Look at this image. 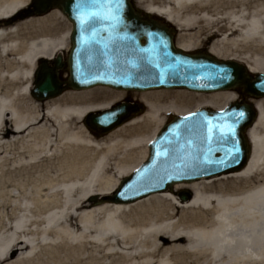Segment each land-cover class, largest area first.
Returning <instances> with one entry per match:
<instances>
[{"label":"bare ground","instance_id":"bare-ground-1","mask_svg":"<svg viewBox=\"0 0 264 264\" xmlns=\"http://www.w3.org/2000/svg\"><path fill=\"white\" fill-rule=\"evenodd\" d=\"M30 1L0 0V153L10 150L0 169L29 176L0 200V264H264V136L257 134L264 99L255 101L254 149L242 171L133 203H101L146 160L167 115L222 109L238 93L187 101L133 94L145 114L107 135L95 133L85 117L130 94L104 88L103 97L87 90L34 99L37 62L69 50L71 24L58 9L25 16ZM135 4L175 26L179 49L206 50L264 73V0ZM182 191L192 200L180 202Z\"/></svg>","mask_w":264,"mask_h":264},{"label":"water","instance_id":"water-1","mask_svg":"<svg viewBox=\"0 0 264 264\" xmlns=\"http://www.w3.org/2000/svg\"><path fill=\"white\" fill-rule=\"evenodd\" d=\"M133 0H111L115 17L106 13L108 0H97L102 18L81 23L78 9L90 0H39L37 13L55 6L73 23L69 78L62 82L58 70L42 60L32 94L39 100L62 95L66 90H88L97 86L127 91L187 90L215 93L240 90L244 98L224 109H202L175 116L150 144L149 158L126 178L110 200L133 203L167 191L176 183L195 182L243 170L253 147L249 132L258 120L250 99L264 98V73L251 74L242 64L214 56L187 53L176 47L174 30L142 15ZM144 41V43H143ZM131 119L129 106L92 113L86 125L107 134ZM192 194L181 195L189 201Z\"/></svg>","mask_w":264,"mask_h":264},{"label":"rangeland","instance_id":"rangeland-1","mask_svg":"<svg viewBox=\"0 0 264 264\" xmlns=\"http://www.w3.org/2000/svg\"><path fill=\"white\" fill-rule=\"evenodd\" d=\"M37 3V0H35V2H33V4L30 5V9L27 10L24 14L25 16H32L34 15L35 13V4ZM59 10V9H58ZM62 13V11H61ZM63 14V13H62ZM64 15V14H63ZM156 18V17H155ZM68 20V19H67ZM69 21V20H68ZM165 22V20H163ZM70 22V21H69ZM71 24V30H72V23L70 22ZM71 33V32H70ZM177 35H178V32H176ZM177 35H176V40H177ZM176 45H177V41H176ZM70 47H71V43H70ZM69 47V49H70ZM201 52H204V53H207L206 50H199ZM197 52V51H195ZM68 53L69 51L67 50V52L64 53V59H67L68 57ZM35 71V70H34ZM68 77V74L65 73L63 75L62 73V77ZM105 87H98V88H95V89H92L89 90L91 93H100V95L103 97L104 94H105V91H102V90H105V89H110V88H105ZM94 90V91H93ZM112 90V89H111ZM82 92H88V91H82ZM101 92H104V93H101ZM154 92V94H160V96H163L164 98H168V99H171L172 101H183V100H192L195 96H211L212 94H195V93H189V92H186V91H152ZM152 92H147V93H152ZM97 93V94H98ZM147 93H133L135 95H139L141 96L142 94H147ZM130 94V97L133 96V94L129 93ZM134 95V96H135ZM190 97V98H189ZM34 98V97H33ZM35 99V98H34ZM135 99V97L133 98ZM179 99V100H178ZM264 98L262 99H259V100H263ZM37 100V99H36ZM125 99H121V100H118L115 102L118 103V102H122L124 101ZM38 101V100H37ZM235 101V100H234ZM233 101V102H234ZM258 101V100H256ZM42 102H45V101H42ZM255 102V101H253ZM147 108H144V111L141 113V114H136L135 116L137 117H134L135 118H138L140 116H142L143 114H145ZM170 120L169 118V115L166 116L165 118V121L163 123L166 124L168 121ZM162 125V126H163ZM257 134L259 136H264V130L262 128H258L257 129ZM103 136V135H102ZM1 151V150H0ZM7 152H10V150H7V151H2L0 153V158L3 157L4 155H7L9 156L10 154H6ZM148 154H149V146H148ZM148 154H147V158H148ZM146 158V159H147ZM263 163V161H262ZM223 176H226V175H223ZM223 176H220V177H216V178H213V179H218V178H221ZM29 178L28 174H22V173H15V174H12V175H6L5 172L0 169V200L1 199H4V198H8L10 199L11 195H13L14 193H18L19 192V189H22L24 186H26V181L27 179ZM124 181V179L119 183L118 185V189L121 185V183ZM177 184L173 185L172 189L176 186ZM117 189V191H118ZM117 191L114 193L116 195ZM168 191H172V190H168ZM114 196V195H113ZM176 197V195H174ZM112 197V196H111ZM110 197H105V198H101L99 202L103 203V202H109V199ZM179 199L180 202H182L181 200V196L178 194V196L176 197ZM187 202V201H186ZM18 255V254H17ZM257 258V257H255ZM253 264H256V263H253Z\"/></svg>","mask_w":264,"mask_h":264},{"label":"snow or ice","instance_id":"snow-or-ice-1","mask_svg":"<svg viewBox=\"0 0 264 264\" xmlns=\"http://www.w3.org/2000/svg\"><path fill=\"white\" fill-rule=\"evenodd\" d=\"M118 7L113 9L111 6V0H108V7L106 8V13L115 17L118 12ZM79 18L81 23H89L98 19H101V13L99 11L97 0H90V2H85L79 9Z\"/></svg>","mask_w":264,"mask_h":264},{"label":"flooded vegetation","instance_id":"flooded-vegetation-1","mask_svg":"<svg viewBox=\"0 0 264 264\" xmlns=\"http://www.w3.org/2000/svg\"><path fill=\"white\" fill-rule=\"evenodd\" d=\"M124 101L133 102L134 100H133V99H131V98H127V99H125Z\"/></svg>","mask_w":264,"mask_h":264}]
</instances>
